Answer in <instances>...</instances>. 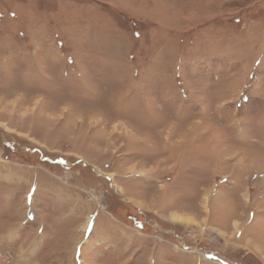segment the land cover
<instances>
[{
    "label": "rangeland",
    "instance_id": "374dc122",
    "mask_svg": "<svg viewBox=\"0 0 264 264\" xmlns=\"http://www.w3.org/2000/svg\"><path fill=\"white\" fill-rule=\"evenodd\" d=\"M0 264H264V0H0Z\"/></svg>",
    "mask_w": 264,
    "mask_h": 264
},
{
    "label": "bare ground",
    "instance_id": "6f19581e",
    "mask_svg": "<svg viewBox=\"0 0 264 264\" xmlns=\"http://www.w3.org/2000/svg\"><path fill=\"white\" fill-rule=\"evenodd\" d=\"M244 197H245V195H244ZM205 208V207H204ZM176 218V217H175ZM179 222V221H178ZM239 225V223L238 222H234V224H233V226L235 227V228H237V226ZM85 228V227H84ZM253 249V248H252ZM256 250V249H255ZM257 250H258V248H257ZM258 252H261V249H260V251H258ZM262 253V252H261Z\"/></svg>",
    "mask_w": 264,
    "mask_h": 264
}]
</instances>
